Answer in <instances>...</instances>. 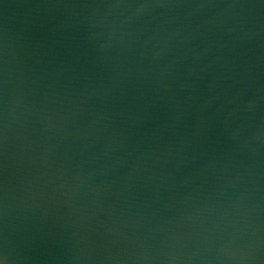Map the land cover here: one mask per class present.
I'll return each mask as SVG.
<instances>
[{"label":"water","instance_id":"1","mask_svg":"<svg viewBox=\"0 0 264 264\" xmlns=\"http://www.w3.org/2000/svg\"><path fill=\"white\" fill-rule=\"evenodd\" d=\"M0 264H264V0H0Z\"/></svg>","mask_w":264,"mask_h":264}]
</instances>
